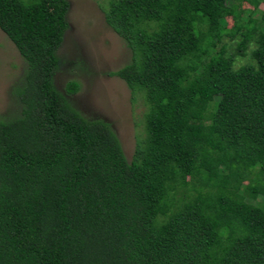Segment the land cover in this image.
Here are the masks:
<instances>
[{
	"label": "trees",
	"instance_id": "1",
	"mask_svg": "<svg viewBox=\"0 0 264 264\" xmlns=\"http://www.w3.org/2000/svg\"><path fill=\"white\" fill-rule=\"evenodd\" d=\"M242 2L258 17L243 20ZM259 2L106 0L131 53L109 75L145 104L127 160L110 125L53 85L68 1L0 0V30L26 64L19 114L0 119V264H264ZM235 35L241 56L253 46L234 66L210 49Z\"/></svg>",
	"mask_w": 264,
	"mask_h": 264
},
{
	"label": "rangeland",
	"instance_id": "2",
	"mask_svg": "<svg viewBox=\"0 0 264 264\" xmlns=\"http://www.w3.org/2000/svg\"><path fill=\"white\" fill-rule=\"evenodd\" d=\"M67 1V29L55 52L57 68L53 74V85L83 117L106 121L129 160L136 141L143 134L145 104L140 94H132L123 80L109 75V72L130 61V50L104 21L106 0ZM248 9H251L249 4L240 3L238 12L243 20L248 15L258 17L257 11L249 14ZM258 9L264 10L263 2H259ZM224 24L226 28L230 27L232 19L225 17ZM238 40L237 35L230 40L224 36L216 41L210 52L214 53L223 45L226 55L233 57L234 66L238 65L248 60V48L253 46L251 43L241 56ZM25 69L24 60L0 30V119L7 120L19 114L16 91L21 86ZM69 80L78 84L77 90L71 94L64 90ZM208 104V110H211L214 99L211 98ZM244 200L256 204L261 196L254 200L245 197Z\"/></svg>",
	"mask_w": 264,
	"mask_h": 264
}]
</instances>
